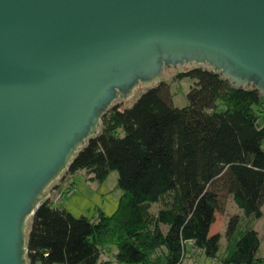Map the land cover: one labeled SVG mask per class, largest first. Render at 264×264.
<instances>
[{"label":"water","instance_id":"95a60500","mask_svg":"<svg viewBox=\"0 0 264 264\" xmlns=\"http://www.w3.org/2000/svg\"><path fill=\"white\" fill-rule=\"evenodd\" d=\"M196 64L264 95V0H0V264L104 113Z\"/></svg>","mask_w":264,"mask_h":264},{"label":"trees","instance_id":"16d2710c","mask_svg":"<svg viewBox=\"0 0 264 264\" xmlns=\"http://www.w3.org/2000/svg\"><path fill=\"white\" fill-rule=\"evenodd\" d=\"M178 76L195 80L188 105L174 106L162 80L131 105L120 100L104 113L100 132L65 171L86 169L103 181L118 170L124 189L118 206L92 219L50 195L30 218V264H185L202 251L218 258L222 234L211 228L222 191L252 221L264 215V95L208 66ZM241 223L239 214L228 220L222 262L264 264L259 231ZM105 245L114 247L113 256H103Z\"/></svg>","mask_w":264,"mask_h":264},{"label":"rangeland","instance_id":"374dc122","mask_svg":"<svg viewBox=\"0 0 264 264\" xmlns=\"http://www.w3.org/2000/svg\"><path fill=\"white\" fill-rule=\"evenodd\" d=\"M190 67L192 66L185 65L173 67L168 71H165L163 74L162 80L167 81L168 83L170 102L174 106L183 107L189 103L188 93L195 80L188 76L180 78L178 74L181 71L189 69ZM146 88L148 87L140 86L129 100L122 101L125 105H131L141 95V93L145 91ZM118 101H120V99ZM224 108L225 105L219 101L218 109L222 110ZM259 124H264V111L261 112ZM65 170L62 172L60 178L51 184L50 189L53 190L55 186L60 185L62 189V195H60V199L64 206L67 207L74 215H86L92 219H95L98 216L100 209L109 214L116 210L120 198L124 193V189L118 185V170H111L107 178L103 181L94 179L93 173L88 172L86 169L77 171L73 176H71L72 174H68V172ZM262 210L264 213V204L262 206ZM234 214L240 215L242 222L241 224L243 226L246 227L249 225V223H251V225L259 231V234L262 238V244L258 253L259 255L264 256V215L260 218H255L252 221L250 217H246L244 211L236 204L232 195L222 191L221 209L216 212V220L214 222L213 228H211V233L219 231L222 234L219 257H208L202 251L201 253L198 252V254H195V256L191 254L187 256L185 259V264H224L221 258L230 247L225 231L229 218ZM113 251L114 247L112 246L105 245L102 247V254L104 257L113 256Z\"/></svg>","mask_w":264,"mask_h":264},{"label":"crops","instance_id":"0c3cea01","mask_svg":"<svg viewBox=\"0 0 264 264\" xmlns=\"http://www.w3.org/2000/svg\"><path fill=\"white\" fill-rule=\"evenodd\" d=\"M50 193H51L50 195H52L53 200H55V201H57V200L58 201H61V199H60L61 196H60V193H59L58 189L55 188V189L51 190ZM53 193H54V195H53ZM188 260H189V258H188Z\"/></svg>","mask_w":264,"mask_h":264}]
</instances>
